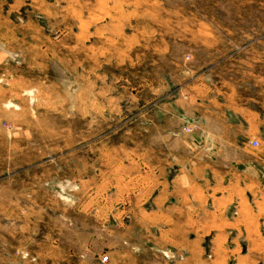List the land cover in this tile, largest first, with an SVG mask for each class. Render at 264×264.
<instances>
[{
    "label": "rangeland",
    "instance_id": "1",
    "mask_svg": "<svg viewBox=\"0 0 264 264\" xmlns=\"http://www.w3.org/2000/svg\"><path fill=\"white\" fill-rule=\"evenodd\" d=\"M209 88L264 165V0H0V264H264L262 187L221 235L145 214V162L209 147Z\"/></svg>",
    "mask_w": 264,
    "mask_h": 264
},
{
    "label": "crops",
    "instance_id": "2",
    "mask_svg": "<svg viewBox=\"0 0 264 264\" xmlns=\"http://www.w3.org/2000/svg\"><path fill=\"white\" fill-rule=\"evenodd\" d=\"M207 103L201 134L196 138L207 141L209 147L199 141L201 148L188 159L161 151L144 165L145 188L149 189L144 201L149 212L145 210V214L161 222L180 221L182 236L221 235L220 230L233 225L227 211L234 196L248 187L264 188L260 178L264 165L260 158L248 155L249 142L257 139L247 137L246 116L227 115L221 104L211 99L210 88ZM247 138L246 144L241 142ZM160 225L159 236L176 232V227L164 230Z\"/></svg>",
    "mask_w": 264,
    "mask_h": 264
},
{
    "label": "built area",
    "instance_id": "3",
    "mask_svg": "<svg viewBox=\"0 0 264 264\" xmlns=\"http://www.w3.org/2000/svg\"><path fill=\"white\" fill-rule=\"evenodd\" d=\"M249 145L252 147V148H256L258 147V142L256 140H252L249 142ZM107 260V257L104 256L101 258V262H105Z\"/></svg>",
    "mask_w": 264,
    "mask_h": 264
}]
</instances>
